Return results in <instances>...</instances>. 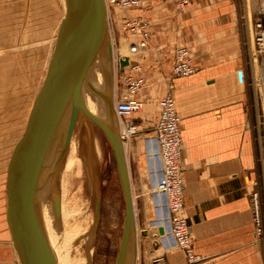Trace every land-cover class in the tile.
<instances>
[{
  "label": "crops",
  "instance_id": "1",
  "mask_svg": "<svg viewBox=\"0 0 264 264\" xmlns=\"http://www.w3.org/2000/svg\"><path fill=\"white\" fill-rule=\"evenodd\" d=\"M127 17L148 24L150 38L129 63H139L147 84L152 86L149 92H140V97L155 103L154 123L158 98L165 93L168 82L174 85L182 138V214L191 227L194 251L205 258V264H264V237H257L252 221L256 155L245 110L237 0H200L181 11L169 0H140L136 9L112 13L114 34L121 33L120 23ZM177 47L192 53L194 75H172V55ZM121 63L127 62L121 59ZM142 121L137 124L140 132L147 130L146 135H150L154 123ZM138 138L124 144L135 224L141 232L135 264H148L156 254L163 256L164 264H187L180 251L165 252L151 246L154 235L149 227V200L158 170L156 156L149 150H155V143L151 138L147 142Z\"/></svg>",
  "mask_w": 264,
  "mask_h": 264
},
{
  "label": "rangeland",
  "instance_id": "2",
  "mask_svg": "<svg viewBox=\"0 0 264 264\" xmlns=\"http://www.w3.org/2000/svg\"><path fill=\"white\" fill-rule=\"evenodd\" d=\"M237 2L241 18V44L247 95L245 110L256 155L252 194H257L264 224V52L259 53L253 48L245 30L255 17L258 1L237 0ZM113 12L114 10L109 12L108 20L113 59L110 69L108 67L105 69L110 79L108 92L116 97L121 88V77L130 60L135 56L130 55L128 44L123 43L125 35L122 31L113 33L110 24ZM116 12L126 11L116 10ZM64 15V0H0V264H20L11 241L6 217L8 175L13 159L22 144L30 115L37 103ZM122 55L127 63H121ZM148 86L149 84L141 93L152 89V86ZM155 111V103L145 101L143 110L134 115V121L138 124L145 119V123L147 121L154 123ZM146 134H148L147 130L141 131L137 141L143 138L146 142L149 138L154 141L155 150H148L150 155L154 153L156 156L155 170H158V179L155 178L153 181L155 190L149 200L152 209L149 227L152 228L151 232L154 235L151 237V246L155 249L160 247L166 252L175 249L169 233L168 215L161 192L160 161L153 128L150 135ZM76 135L80 138L85 136V129L81 123L77 126ZM91 138L97 146L95 168L101 202L90 264H115L122 235L124 204L108 142L97 127L92 129ZM134 142L136 140H133ZM86 148L84 143L80 156L88 162L89 155L91 158L95 156L91 153L92 150ZM84 177L83 170L79 176L73 175L71 178L73 192L83 187ZM90 199L93 202L94 195ZM92 206L93 204L90 203L89 209ZM157 210L159 213L155 218L154 214ZM63 227L59 226L58 229L62 234L68 232V228ZM137 231L140 240V229ZM69 244L71 256L76 255L77 252L84 254L83 243H76L75 239H72ZM159 255L152 256L148 264H153Z\"/></svg>",
  "mask_w": 264,
  "mask_h": 264
},
{
  "label": "water",
  "instance_id": "3",
  "mask_svg": "<svg viewBox=\"0 0 264 264\" xmlns=\"http://www.w3.org/2000/svg\"><path fill=\"white\" fill-rule=\"evenodd\" d=\"M64 3V19L58 28L37 103L9 170L6 217L11 241L20 264H57L39 222L36 202L46 181L54 177L77 118L82 114L100 129L108 142L123 199L124 219L115 264H135L132 259L128 262L130 234L135 236V211L112 100L94 93L105 102L109 122L91 114L83 102L90 65L107 39L106 5L103 0H64ZM53 198L58 210L55 193ZM99 206L100 200L97 212Z\"/></svg>",
  "mask_w": 264,
  "mask_h": 264
},
{
  "label": "built area",
  "instance_id": "4",
  "mask_svg": "<svg viewBox=\"0 0 264 264\" xmlns=\"http://www.w3.org/2000/svg\"><path fill=\"white\" fill-rule=\"evenodd\" d=\"M108 15L111 10L128 11L140 6V0H103ZM174 7L181 11L185 7L200 0H169ZM257 11L249 26H247L248 40L253 48L264 52V0H257ZM109 20V16H108ZM244 20V19H243ZM122 33L125 35L123 43L128 44L131 56H137L150 34L148 24L138 18H123L120 23ZM120 84L121 88L115 97L114 109L121 120L124 133L122 143L134 140L140 130L134 121V115L141 112L145 102L140 92L147 85V78L139 63L131 62L126 67ZM196 73L192 53L185 47H177L172 55V75L178 78H187ZM174 85L168 82L166 91L157 100V116L153 126L158 157L160 161L161 192L169 221V233L173 241V249L180 251L187 264H205V258L197 254L191 243V227L184 218V184L181 165V130L180 119L175 109L173 98ZM252 221L255 234L259 239L264 237V224L258 204L257 194L251 195ZM153 264H164L163 257L158 256Z\"/></svg>",
  "mask_w": 264,
  "mask_h": 264
},
{
  "label": "bare ground",
  "instance_id": "5",
  "mask_svg": "<svg viewBox=\"0 0 264 264\" xmlns=\"http://www.w3.org/2000/svg\"><path fill=\"white\" fill-rule=\"evenodd\" d=\"M108 16L107 9V22ZM112 51V43L109 39L108 28L106 42L90 65L88 86L86 85L83 90V102L85 107L91 114L104 122H109L110 120L106 104L94 93L96 91L104 97H109L114 107L115 97L108 92L110 79L105 69L107 67L109 68L112 63ZM123 58L122 55L121 59ZM114 119L117 123L119 134L122 136L124 128L115 109ZM79 123H81L85 129V136L81 138L76 135V129ZM95 127L97 126L84 115L80 114L78 116L71 139L54 177L46 181V184L37 196L36 213L57 264H90L91 262L95 228L100 213V206L99 212H97V204L99 200L101 202L95 168V163L97 162V146L91 138V131ZM84 143H86L88 150L93 151L91 153H94L95 156V158H91L89 155L90 159L88 162L80 156ZM124 144L126 143H123L125 152ZM82 170L83 175H85L83 180L84 185L82 188L73 192L71 178H73V175L79 176ZM54 193L58 200V210L55 208L54 204ZM93 195L94 199L93 202H91L90 197H93ZM90 203H92L93 206L89 209ZM133 206L135 208L134 200ZM59 226H64V229L67 227L68 232L62 234L61 231H58ZM136 227L137 225L135 226V236L130 234L128 246V262L132 259L134 263L138 255V231ZM72 239H75L76 243H83L85 245L84 254L77 252L74 256L70 255L71 245L69 243Z\"/></svg>",
  "mask_w": 264,
  "mask_h": 264
}]
</instances>
